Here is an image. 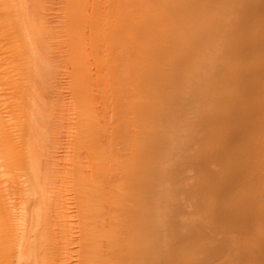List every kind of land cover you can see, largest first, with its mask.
I'll return each mask as SVG.
<instances>
[{
	"label": "bare ground",
	"instance_id": "6f19581e",
	"mask_svg": "<svg viewBox=\"0 0 264 264\" xmlns=\"http://www.w3.org/2000/svg\"><path fill=\"white\" fill-rule=\"evenodd\" d=\"M0 264H264V0H0Z\"/></svg>",
	"mask_w": 264,
	"mask_h": 264
}]
</instances>
